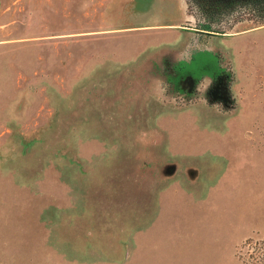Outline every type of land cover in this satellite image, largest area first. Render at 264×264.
<instances>
[{"label": "rangeland", "instance_id": "1", "mask_svg": "<svg viewBox=\"0 0 264 264\" xmlns=\"http://www.w3.org/2000/svg\"><path fill=\"white\" fill-rule=\"evenodd\" d=\"M155 1L0 0V264H264V6Z\"/></svg>", "mask_w": 264, "mask_h": 264}, {"label": "crops", "instance_id": "2", "mask_svg": "<svg viewBox=\"0 0 264 264\" xmlns=\"http://www.w3.org/2000/svg\"><path fill=\"white\" fill-rule=\"evenodd\" d=\"M169 1H171V0H157V1H155L154 2V5H156L155 7H154V9H153V12H155V15H153L154 16V18H163L164 16H165V13H166V11L165 10H167V7H166V9H164L163 10V8H164V6L169 2ZM158 5H162V7H160V10H159V8H158ZM181 9V8H180ZM179 9V10H180ZM165 11V12H164ZM161 12H163V14L161 13ZM167 16V15H166ZM182 19H183V16H182V18H181V20H180V22L179 23H160V24H153V26H150V27H152V28H156V29H159V28H167V27H180L181 26V22H182Z\"/></svg>", "mask_w": 264, "mask_h": 264}, {"label": "flooded vegetation", "instance_id": "3", "mask_svg": "<svg viewBox=\"0 0 264 264\" xmlns=\"http://www.w3.org/2000/svg\"><path fill=\"white\" fill-rule=\"evenodd\" d=\"M215 1L216 3H219V4H232L234 2H237L238 0H213ZM240 1H244V0H240ZM245 1H249V0H245ZM224 79L222 78V81H220L219 83H224L223 81ZM226 108H229L227 104H224Z\"/></svg>", "mask_w": 264, "mask_h": 264}, {"label": "trees", "instance_id": "4", "mask_svg": "<svg viewBox=\"0 0 264 264\" xmlns=\"http://www.w3.org/2000/svg\"><path fill=\"white\" fill-rule=\"evenodd\" d=\"M249 1H252V0H249ZM256 2L258 3V4H262L263 6H264V0H256ZM219 4V3H218ZM221 5V4H220ZM223 6H232V4H222Z\"/></svg>", "mask_w": 264, "mask_h": 264}]
</instances>
